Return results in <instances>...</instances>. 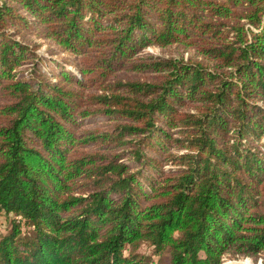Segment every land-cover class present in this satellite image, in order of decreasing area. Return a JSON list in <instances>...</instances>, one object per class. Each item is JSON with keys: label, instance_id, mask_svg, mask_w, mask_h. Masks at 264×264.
I'll use <instances>...</instances> for the list:
<instances>
[{"label": "trees", "instance_id": "1", "mask_svg": "<svg viewBox=\"0 0 264 264\" xmlns=\"http://www.w3.org/2000/svg\"><path fill=\"white\" fill-rule=\"evenodd\" d=\"M2 217L0 264H264V0H0Z\"/></svg>", "mask_w": 264, "mask_h": 264}, {"label": "rangeland", "instance_id": "2", "mask_svg": "<svg viewBox=\"0 0 264 264\" xmlns=\"http://www.w3.org/2000/svg\"><path fill=\"white\" fill-rule=\"evenodd\" d=\"M146 53L157 55V56H166L167 53L163 52L161 50H158L157 48H154L152 46H149L145 49ZM41 55H46L45 52V46L39 50L38 52ZM8 227V222L6 221L5 217L0 218V234L5 230V228ZM140 254H145L147 256H150L153 260L152 264H168L169 263V254L164 253L162 255H154L153 249L144 245L140 250L138 251ZM127 254V253H126ZM249 260V261H248ZM261 264L260 262L254 263L250 259H238V260H232L229 257H224L223 258V264H228V263H234V264Z\"/></svg>", "mask_w": 264, "mask_h": 264}]
</instances>
